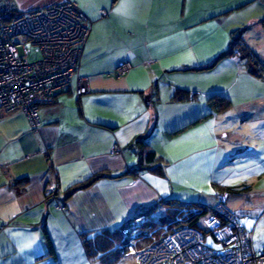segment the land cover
<instances>
[{
	"label": "crops",
	"instance_id": "0c3cea01",
	"mask_svg": "<svg viewBox=\"0 0 264 264\" xmlns=\"http://www.w3.org/2000/svg\"><path fill=\"white\" fill-rule=\"evenodd\" d=\"M64 1L14 0L20 11ZM75 1L93 21L79 72L90 91L76 94V75L54 104L40 108L38 129L23 109L0 108V264H128L129 249L145 247L135 236L146 220L139 217L143 207L168 200L212 206L218 194L227 203V113L240 107L264 115L254 99L264 78L245 77L250 73L237 56L211 66L234 37L227 13L248 2L184 0L181 13L183 0ZM123 61L132 66L117 76ZM176 88L194 98L176 101ZM248 91L253 99L238 102ZM215 94L228 97L230 107L205 115ZM142 137L157 168H139L132 145ZM105 171L111 176L86 185ZM79 185L86 186L67 195ZM250 190L264 202V186ZM230 207L245 225L247 214ZM162 214L161 208L152 219ZM128 220L131 228L123 230ZM121 230L123 244L113 252H86L84 239Z\"/></svg>",
	"mask_w": 264,
	"mask_h": 264
},
{
	"label": "built area",
	"instance_id": "2783aa9c",
	"mask_svg": "<svg viewBox=\"0 0 264 264\" xmlns=\"http://www.w3.org/2000/svg\"><path fill=\"white\" fill-rule=\"evenodd\" d=\"M101 14L107 16V10L102 9ZM92 25L75 0L30 11H20L14 0H0V108L23 109L32 128L38 129L40 108L54 104L76 75V94L88 93L89 80L79 72ZM28 42L40 57L31 58ZM131 66L123 61L115 74L122 76ZM208 208L200 227L175 228L161 240L139 249L136 255L140 264L264 262V247H254L250 233L222 195ZM3 228L0 225V231ZM208 235L216 245L207 242Z\"/></svg>",
	"mask_w": 264,
	"mask_h": 264
},
{
	"label": "rangeland",
	"instance_id": "374dc122",
	"mask_svg": "<svg viewBox=\"0 0 264 264\" xmlns=\"http://www.w3.org/2000/svg\"><path fill=\"white\" fill-rule=\"evenodd\" d=\"M184 2L183 0L180 3L181 13L184 11ZM243 2L248 3L242 8H235L227 13L226 18L229 22L227 25H229L231 31L234 30L235 35L241 33L245 42L264 61V28H262L261 24V20L264 18V0H243ZM28 46L31 50V58L41 56L36 47L30 42H28ZM245 77L254 81L257 79L252 74H248ZM257 83L262 91L258 98H254L260 102V106L256 107V109L264 111V79L259 80ZM248 92H245V95H241L243 99L238 97V102H249L253 99L255 92ZM251 113L248 108L242 109L240 107L230 109L227 113L225 122L228 127L226 128L230 129L223 131V133L227 134V136L222 134V136L224 135L223 145L232 153L231 158L233 159L231 164L227 165V169L222 176L227 179L225 185L233 187V190H226L227 192L225 191L226 193L223 195H227L226 205L230 209V206H236L238 211L247 214V220L244 221L245 227L249 233L251 231L250 235L253 237L254 247L262 248L264 247V202L261 195H259L260 193H255L250 189L260 191L261 187L264 186V115L257 117L251 115ZM231 132L235 134L234 137L230 134ZM255 171L257 177L253 178L251 174ZM221 195L218 194L215 204L219 202ZM138 234H140L139 230L135 236ZM207 242L210 245L217 244L210 235L207 237ZM136 252L137 250L134 247L129 249L126 258L128 264L140 263L136 258ZM260 264H264V262Z\"/></svg>",
	"mask_w": 264,
	"mask_h": 264
},
{
	"label": "trees",
	"instance_id": "16d2710c",
	"mask_svg": "<svg viewBox=\"0 0 264 264\" xmlns=\"http://www.w3.org/2000/svg\"><path fill=\"white\" fill-rule=\"evenodd\" d=\"M261 24L264 28V18L261 20ZM232 56L239 57L243 61L245 68L250 74L257 78H264V61L245 42L241 33L238 35L234 34L233 40L230 42L229 47L220 55H218V57L212 62L211 66H214L217 62L224 58ZM192 98H194V95H191V91L189 90L183 88H176L174 90L173 99H175L176 101H187L191 100ZM208 103L210 106V111L205 115L226 110L228 107H230L231 100L228 97L215 94L208 98ZM146 136H148V134ZM145 138L146 137H142L141 139H139L140 141H135L132 146L139 151V168H153L155 167L156 161L158 159L154 150L148 149L146 146L139 143L142 142V140H144ZM158 166L160 169H162V165ZM106 176H111L108 171L95 174L87 181L89 183H87L86 185H91L98 178ZM214 184L215 186L219 187L217 183L214 182ZM86 185H79L77 187L74 186L67 195L71 194L77 188H82ZM228 188L229 190H233V187ZM161 208L163 209L164 213L158 218L152 219V215ZM208 212V205H201L198 203H191L186 205L184 203L168 200L151 204L149 206L143 207L140 212L139 217H144L146 220L137 225V229L141 232L139 236L145 239V242L143 244H145L144 246L146 247L151 243L153 244L161 240L162 237L165 236V234L172 232L175 228H178L180 226L188 225L200 227L202 219ZM132 223V220L126 221L123 230L127 228L130 229ZM123 230L118 232L102 231L94 238L84 239L83 245L86 252L91 257L98 255L99 253L108 255L109 253L113 252L119 244H123ZM48 243L50 244V242ZM120 256V252L114 255V257H116V260H118ZM105 264L112 263L106 261Z\"/></svg>",
	"mask_w": 264,
	"mask_h": 264
},
{
	"label": "bare ground",
	"instance_id": "6f19581e",
	"mask_svg": "<svg viewBox=\"0 0 264 264\" xmlns=\"http://www.w3.org/2000/svg\"><path fill=\"white\" fill-rule=\"evenodd\" d=\"M170 233V232H169ZM168 234V233H167ZM166 235V234H165Z\"/></svg>",
	"mask_w": 264,
	"mask_h": 264
}]
</instances>
